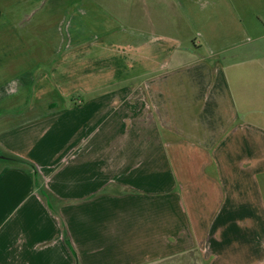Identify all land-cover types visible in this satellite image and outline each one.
<instances>
[{
  "label": "crops",
  "instance_id": "crops-1",
  "mask_svg": "<svg viewBox=\"0 0 264 264\" xmlns=\"http://www.w3.org/2000/svg\"><path fill=\"white\" fill-rule=\"evenodd\" d=\"M224 1L187 0L208 14L190 24L194 45L206 48L200 60L174 64L176 38L153 32V17L152 32L142 33V85L75 105L46 101L38 117V93L47 90L37 72L52 57L37 55L36 10L0 0V148L34 163L59 199L50 209L33 170L0 159V264H136L139 248L153 259L191 253L194 264H224L257 252L233 240L237 228L224 209L234 211L239 199L243 215H253L240 204L248 186L260 208L264 132L239 111L264 109V45L250 46L264 34L254 38L229 7L233 25L225 29ZM189 53L183 59L196 57ZM242 81L253 84L249 94Z\"/></svg>",
  "mask_w": 264,
  "mask_h": 264
},
{
  "label": "rangeland",
  "instance_id": "rangeland-1",
  "mask_svg": "<svg viewBox=\"0 0 264 264\" xmlns=\"http://www.w3.org/2000/svg\"><path fill=\"white\" fill-rule=\"evenodd\" d=\"M225 1V29H231L233 25V20L228 17L226 10V7H229L230 11L233 8L245 26L251 29L254 38L259 33L264 34V0ZM26 3L28 10H36L37 55L39 58L46 56L49 59V54L52 57V61H47V65L43 63L37 72L40 81L38 86L47 90L38 93V106L42 108L37 109L38 117L44 115L46 101L52 103L51 107L56 104L59 106L60 103L75 105L91 97L101 96L103 92L114 88L142 85L145 77L140 75L144 68L141 53L146 40L142 33L152 32L148 31V28H152L153 17H155L153 32L176 38L175 49L181 51V59L174 64H181L183 60L187 62L186 64H190L196 58L200 60L202 54L206 53V48L194 45L195 33L192 32L190 24L209 21L204 19L208 14L203 8L199 9L187 4V0H181V8L178 0H26ZM192 7L199 9L195 10L196 14H190ZM218 12L214 11L213 17L220 20V14H216ZM30 30L31 32L34 30L33 26H30ZM44 41L51 47L47 49L46 45L47 51L43 49V45H40ZM149 45L154 47L151 42ZM254 45V49L261 48L264 40H255L250 46ZM191 49L196 51V57L190 55L183 59V53L190 54ZM234 53L236 52H226L224 59ZM220 58L222 57L207 60L212 64L213 60L219 62ZM229 60L231 59H226L228 62ZM247 82L242 81L241 84L245 85V92L249 94L250 86L253 84ZM231 83L235 87L236 83ZM92 87L99 88V93L85 92L86 88ZM48 110L49 108L46 111ZM239 113L240 117L245 116L248 120L259 121L260 126L258 125L257 129L264 132V109H258L256 113L255 111H239ZM2 152L5 151L0 148V153ZM258 176L259 211L256 199L251 197L253 190L249 189V186L244 190L245 199L240 204L243 202V205L248 206L250 212L248 210L246 212L253 215H243V209L238 208L239 199L234 211L230 207L224 209V216L230 221L228 225L232 226L234 223L237 228L233 240L243 247L249 245L250 249H256L257 252H253L252 255H242L245 260L239 259L236 263L230 261L224 264H264V174ZM234 219H237L236 222H233ZM140 239L146 240L143 237ZM140 239L135 240L134 243L141 245L143 241ZM260 244L263 245L261 249ZM139 250V253H133L136 264H194L190 261L191 253L173 255L174 253L163 252L153 259L147 257V253L143 252L144 248ZM245 251L252 252L249 249ZM229 259H232V256L227 260ZM208 262V259L201 260V264Z\"/></svg>",
  "mask_w": 264,
  "mask_h": 264
},
{
  "label": "trees",
  "instance_id": "trees-1",
  "mask_svg": "<svg viewBox=\"0 0 264 264\" xmlns=\"http://www.w3.org/2000/svg\"><path fill=\"white\" fill-rule=\"evenodd\" d=\"M0 159L3 160V162L5 164L20 166V167H27V168L32 169L34 174H35V177H36V184H37V188H38L40 195L44 198V200L46 201V203L48 204L50 209L54 210V205H55L54 203L56 200H59V199L57 197H55L46 188V186L44 184H42L39 169L37 168V166L34 163L28 161L27 159H25L21 156H18V155L9 153V152L0 153ZM64 237H65L66 244L70 248L72 254L77 259L76 250L74 249V247L71 243L69 234H68L67 229L65 227H64Z\"/></svg>",
  "mask_w": 264,
  "mask_h": 264
}]
</instances>
